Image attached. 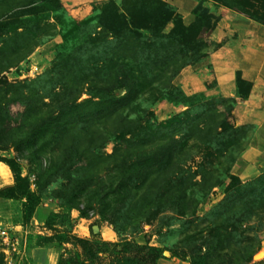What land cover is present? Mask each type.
I'll return each mask as SVG.
<instances>
[{
    "label": "trees",
    "instance_id": "obj_1",
    "mask_svg": "<svg viewBox=\"0 0 264 264\" xmlns=\"http://www.w3.org/2000/svg\"><path fill=\"white\" fill-rule=\"evenodd\" d=\"M149 1L154 0H124L122 5L109 0L100 10H95L98 14L94 18L95 24L92 20L79 25L89 29L87 39L73 52L59 56L46 73L20 86L12 101H4L10 90L4 91L0 87V129L10 122L11 103L20 104L24 109L19 118L22 125L34 119L40 123L26 136H38L49 126L54 142L51 148L62 155L43 170L37 191L31 190L27 179L14 176L16 183L0 190V197L21 200L24 211L48 197H56L59 204H64V200H68L66 192L52 187L61 180L68 182L64 187L69 191L72 183L82 184L89 178L93 182L94 177L99 178L101 172L113 171V167L127 170L130 175L113 198L114 203H124L116 212L126 215V223L134 219L143 222L144 218H154L165 208L178 206L184 216H189L187 223L210 224L208 236L198 239L201 241L200 252L203 248L207 251L203 258L214 252L215 257H219L220 252L232 251L235 256H228V264H236L239 260L249 262L254 239L250 233L256 232V225L261 229L264 227V173L252 181L242 182L230 170L228 175L232 180L225 197L209 214L198 217L195 193L206 195L223 181L212 182V174L203 165L194 171L188 165L191 159L185 157L189 143L194 140L221 156L234 149L244 151L247 148L255 125H236L233 109L239 100L221 98V109L216 103H206L199 112L194 114L199 109L193 110V115L186 119L156 126L123 116V111L146 87L157 84L172 88V81L186 66L208 55L205 35L200 34V28L195 23L184 26L177 8L165 0H155L159 17L156 27L137 23L131 5L142 3L139 11L143 15V3ZM193 15L195 18L198 15L214 16L203 6H199ZM255 20L264 23L262 18L255 17ZM173 22L179 23L180 30L165 31ZM237 85L238 97L246 100L252 82L237 78ZM119 89H126V94L116 95ZM84 91L90 98L79 101ZM111 135L117 144L109 154L105 148ZM0 161L13 171L12 164L1 157ZM197 175L201 179L197 180ZM86 187L89 184L86 183ZM109 195V192L98 194L97 201L87 197V202L91 206L104 204L109 201ZM81 212L86 215L83 210ZM253 220L255 222L250 225ZM104 245L113 247V243L104 242ZM114 246L122 247L119 251L122 256L115 264H160L165 251L161 247L128 241ZM99 252L107 253L108 250ZM88 261L90 264L91 259ZM110 262L113 264L112 258Z\"/></svg>",
    "mask_w": 264,
    "mask_h": 264
},
{
    "label": "rangeland",
    "instance_id": "obj_2",
    "mask_svg": "<svg viewBox=\"0 0 264 264\" xmlns=\"http://www.w3.org/2000/svg\"><path fill=\"white\" fill-rule=\"evenodd\" d=\"M108 1L0 0V87L4 91L10 90L4 101H12L20 86L46 73L53 68L59 56L73 52L84 39H87L89 29L81 28L79 25L92 20L95 24L97 21L94 18L98 16L96 11ZM114 1L122 5L124 0ZM165 1L177 8L183 17L184 26L188 27L195 23L196 27L200 28V34L205 35L208 55L199 62L185 67L194 70L193 75L188 77L190 82L184 79L179 84L178 75L172 81V88H163L157 84L148 86L128 109L123 111V116L138 118L154 126L179 118L186 119L193 115V110L198 108L194 114L199 112L206 103H216L218 106L221 98H224L220 96L217 88L219 75L238 65L237 50L234 51L233 41L239 33L229 24L231 15H241L264 26V23L255 20V17L264 20V0H192V8L190 10L184 8L188 13H181V3L184 1ZM156 2L154 0L143 3L145 5L143 15L139 11L142 3L135 2L131 5L135 21L146 25L148 23L150 28L156 27L159 22ZM199 6H203L214 16L208 18L198 15L195 21L193 13ZM172 28L180 30L179 23H169L165 31L169 32ZM244 39L245 42H250L253 37L246 36ZM244 73L237 67L234 75L245 82H251ZM183 85H187L191 92L183 88ZM193 88L195 92H192ZM125 94L126 89L116 90L118 96ZM88 98L90 95L84 91L79 101ZM237 99L239 101L233 109L237 117L236 125L253 124V118L256 116V99H250L248 104L239 97ZM9 108L10 122L0 129V157L13 165L15 177L27 179L31 190L37 191L43 170L62 155L54 153L51 148L54 142L49 133V126L44 127L38 136L28 137L26 133L40 123L34 119L27 120L22 125L19 120L22 118L23 106L11 103ZM109 138L105 151L110 154L117 141L112 135ZM242 152L234 149L221 156L208 150L199 140L189 143L185 156L191 159L188 165L192 166L194 171L203 165L212 174V182L219 179L223 181L206 195L195 193L198 217L209 214L225 197V191L232 180L228 175L230 170L232 175L237 176L242 182L252 181L261 175L244 180L234 173L235 163ZM101 173L99 178L94 177L93 182L89 178L82 184L72 183L69 191L64 187L68 184L66 180L54 184L52 187L56 190L66 192L68 200H64V204H59L56 197H48L36 207L24 211L21 200L14 202L10 221L12 224L22 225L25 229V254L20 260L21 264H83L87 259H91L90 264H110L111 258L115 264V260L122 256L119 252L122 247H115L114 244L122 241L165 249L164 257L159 260L160 264L161 262L228 264V256L231 254L235 256V252L226 251L220 252L219 257H215L214 252L206 259L203 258L207 251L203 248L200 252L198 247L201 241L198 239L208 236L210 224L187 223L189 216H184L178 206L165 208L154 218H144L146 220L143 222L134 219L129 224L126 223V215L116 212L124 203H114L113 198L122 190L130 172L113 167V171ZM196 179H201V176L197 175ZM86 183L89 187H86ZM103 192L110 193L107 203L95 202L93 206L89 205L87 197L97 201L98 194ZM79 193L81 196H76ZM80 209L86 215H83ZM254 220L250 225H253ZM109 231L112 233L109 234ZM200 231L203 233L199 234ZM255 231L250 233L254 238L250 248L251 260L249 262L239 260L236 264H264V227L261 229L256 225ZM104 242L113 243V247L104 245ZM103 249L108 252H99ZM86 263L89 264V261ZM0 264H7L1 254Z\"/></svg>",
    "mask_w": 264,
    "mask_h": 264
},
{
    "label": "crops",
    "instance_id": "obj_3",
    "mask_svg": "<svg viewBox=\"0 0 264 264\" xmlns=\"http://www.w3.org/2000/svg\"><path fill=\"white\" fill-rule=\"evenodd\" d=\"M182 1L184 3H181V13H188L184 11V8L190 10L193 6L192 0ZM229 21L231 28H234L239 33L238 37L233 41L234 51L237 50L236 63L238 65L233 66V69L229 68L223 71L222 75H219L217 88L220 96L224 98H237L239 96L237 78L234 75L237 67L245 72L244 74L249 77L253 84L250 96L245 100V104H248L247 102L250 99H256L257 101L256 116L253 118L255 128L247 148L237 159L233 170L241 179L250 180L264 172V26L236 14L231 15ZM246 36L253 37V40L245 42L244 38ZM260 40L262 41L260 42ZM193 72L194 70L188 67L183 69L177 77V82L181 84ZM182 87L191 92L187 85ZM192 90H194L192 92H195L194 88ZM14 183L15 177L10 166L0 161V190L13 186ZM14 202H18V200L0 197V227L15 225L10 221ZM111 233L109 231V234ZM161 264L163 263L161 262Z\"/></svg>",
    "mask_w": 264,
    "mask_h": 264
},
{
    "label": "built area",
    "instance_id": "obj_4",
    "mask_svg": "<svg viewBox=\"0 0 264 264\" xmlns=\"http://www.w3.org/2000/svg\"><path fill=\"white\" fill-rule=\"evenodd\" d=\"M25 229L22 225L0 227V254L7 264H21L25 254Z\"/></svg>",
    "mask_w": 264,
    "mask_h": 264
},
{
    "label": "bare ground",
    "instance_id": "obj_5",
    "mask_svg": "<svg viewBox=\"0 0 264 264\" xmlns=\"http://www.w3.org/2000/svg\"><path fill=\"white\" fill-rule=\"evenodd\" d=\"M8 168H9V167H8ZM262 254H263V253H262ZM262 254H261V255H262Z\"/></svg>",
    "mask_w": 264,
    "mask_h": 264
}]
</instances>
